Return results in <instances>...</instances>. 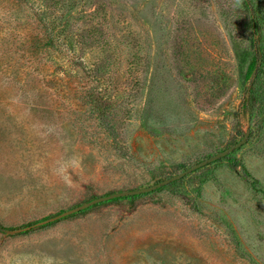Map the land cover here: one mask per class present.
<instances>
[{
  "label": "rangeland",
  "instance_id": "rangeland-1",
  "mask_svg": "<svg viewBox=\"0 0 264 264\" xmlns=\"http://www.w3.org/2000/svg\"><path fill=\"white\" fill-rule=\"evenodd\" d=\"M0 227V264H264V0H0Z\"/></svg>",
  "mask_w": 264,
  "mask_h": 264
},
{
  "label": "water",
  "instance_id": "water-1",
  "mask_svg": "<svg viewBox=\"0 0 264 264\" xmlns=\"http://www.w3.org/2000/svg\"><path fill=\"white\" fill-rule=\"evenodd\" d=\"M249 136H250V131H248L244 137L239 140L237 143H235L234 145L220 151L219 153H216L204 160H202L201 162L199 163H196L195 165L189 167L187 170L185 171H182L176 175H173L169 178H166V179H163L153 185H150V186H147V187H142V188H138V189H131V190H125V191H117V192H113V193H110L108 195H103V196H99V197H96L94 199H91L81 205H78L76 207H73L69 210H66L56 216H53V217H50L46 220H43L41 221L40 223L41 224H44V223H47V222H51L53 220H56L58 218H61L63 216H66V215H69V214H72V213H75V212H78L80 210H83L85 208H88L94 204H97L99 202H102V201H105V200H109V199H113V198H116V197H122V196H130V195H138V194H143V193H148V192H151V191H154L164 185H167L183 176H185L186 174L190 173L191 171L195 170V169H198L204 165H207L215 160H218L222 157H225L227 156L228 154H230L231 152L235 151L236 149H238L239 147H241L242 145H244L248 139H249ZM29 227H26L25 229H28ZM22 229H12V230H6L7 233H15V232H19L21 231Z\"/></svg>",
  "mask_w": 264,
  "mask_h": 264
},
{
  "label": "trees",
  "instance_id": "trees-1",
  "mask_svg": "<svg viewBox=\"0 0 264 264\" xmlns=\"http://www.w3.org/2000/svg\"><path fill=\"white\" fill-rule=\"evenodd\" d=\"M242 110H248L249 109V104H248V98H245L244 100H243V102H242ZM225 157H230V154H228L227 156H225ZM223 158V157H222ZM144 194V193H143ZM48 223V222H47ZM45 224V223H44ZM37 225H41V223L40 222H38V223H36V224H34V225H30V226H28L29 228L28 229H30V228H32L33 226H37ZM0 229H2L1 227H0Z\"/></svg>",
  "mask_w": 264,
  "mask_h": 264
}]
</instances>
